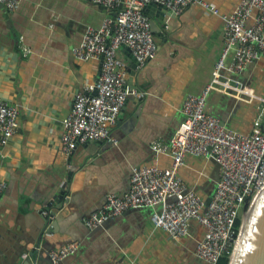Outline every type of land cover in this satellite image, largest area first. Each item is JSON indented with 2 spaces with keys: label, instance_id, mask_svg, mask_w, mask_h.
Instances as JSON below:
<instances>
[{
  "label": "crops",
  "instance_id": "0c3cea01",
  "mask_svg": "<svg viewBox=\"0 0 264 264\" xmlns=\"http://www.w3.org/2000/svg\"><path fill=\"white\" fill-rule=\"evenodd\" d=\"M208 1L222 14L239 2ZM108 16L92 0H22L15 11L0 10V97L20 110L18 132L0 143V178L7 181L0 199V264H23L32 250L37 264H203L195 255L204 232L196 221L190 235L174 240L154 227L148 207L130 208L95 229L84 219L102 209L108 195L130 188L133 167L172 165L171 153L156 151L154 144H170L185 118V99L209 83L225 46L224 20L195 4L177 16L155 15L158 52L138 68L129 86L147 95L128 98L111 129L117 145L80 144L70 160L62 147L64 120L76 93L97 81L102 64L98 58H75L73 48L88 27H100ZM118 55L129 65L126 47ZM234 57L232 50L227 67ZM230 75L246 92L213 90L208 112L237 130L264 131V52ZM180 173L205 201L211 199L219 175L212 158L188 156ZM63 184L67 202L56 215V228L48 227L53 232L42 235L40 211ZM73 242L78 249L54 263L49 251Z\"/></svg>",
  "mask_w": 264,
  "mask_h": 264
},
{
  "label": "built area",
  "instance_id": "2783aa9c",
  "mask_svg": "<svg viewBox=\"0 0 264 264\" xmlns=\"http://www.w3.org/2000/svg\"><path fill=\"white\" fill-rule=\"evenodd\" d=\"M21 1L0 0V10L15 11ZM92 1L110 7L116 15L105 18L100 27H88L81 45L73 48L75 58H98L102 64L99 79L76 93L72 109L64 120L62 147L67 154L89 141L117 145L111 129L122 108L130 96L142 99L147 95L139 87H125L129 66L118 55L121 47H128L138 68L156 56L158 43L152 18L144 10L147 4L165 6L172 16L180 15L191 4L221 16L225 46L202 93L189 94L185 99L182 108L185 118L170 144H154L156 151L171 153L172 165L133 167L130 188L120 195H108L102 209L85 217V223L95 229L130 208L148 207L152 208L154 227L164 230L174 240L190 235L193 221L203 228L195 248V255L203 264H218L224 255L231 259L244 216L250 211L255 195H260L264 188V131L256 128L252 132H243L227 125L208 112L207 100L213 90L246 92L243 83L230 73L242 72L264 52V0H239L229 14H222L208 0ZM23 50L30 52L25 45ZM232 50L235 57L227 67L226 61ZM19 127V107L0 97V143L5 144L11 139ZM188 156L212 158L220 166L219 181L208 203L180 173ZM6 188L7 181L0 178V199ZM77 249L78 244L73 242L50 250L49 256L54 263H60Z\"/></svg>",
  "mask_w": 264,
  "mask_h": 264
},
{
  "label": "water",
  "instance_id": "95a60500",
  "mask_svg": "<svg viewBox=\"0 0 264 264\" xmlns=\"http://www.w3.org/2000/svg\"><path fill=\"white\" fill-rule=\"evenodd\" d=\"M99 5L104 9V11L110 13L111 16L115 18L116 12L113 9L103 4ZM120 7H122V4L120 5ZM144 10L151 16V18H153L155 15H165L166 13H169V10L165 6L158 5L156 3L147 4L144 7ZM152 29L154 32L153 21ZM126 49L129 53L128 66L129 72L131 73L130 78L125 84V87H128L133 83L134 77L136 76L138 70V62L136 58L131 54L130 49L128 47H126ZM99 77L100 75L98 76L97 80L99 79ZM94 142L100 143L101 141ZM74 151L75 150L71 152L70 160L74 155ZM73 172V170H70L68 173L67 178L69 181L72 177ZM218 181L219 175L216 182ZM66 186V184H63L62 188L57 191V197L52 199L50 203H48V205L43 207L40 211V216L44 222L42 226V235L46 231L48 233H52L56 228V215L63 208L64 203L67 202V199H64V202L62 201ZM209 200L210 199H207L206 203H208ZM45 211L48 213L44 214ZM49 225H51L54 229L48 228ZM35 259L36 252L35 250H32L25 258L23 264H37V261H35ZM229 264H264V188L262 189L260 195H255L254 197L251 210L248 216L245 218V225L239 234Z\"/></svg>",
  "mask_w": 264,
  "mask_h": 264
},
{
  "label": "trees",
  "instance_id": "16d2710c",
  "mask_svg": "<svg viewBox=\"0 0 264 264\" xmlns=\"http://www.w3.org/2000/svg\"><path fill=\"white\" fill-rule=\"evenodd\" d=\"M239 223L240 220L237 221V224ZM229 262H230V257L228 255H224L219 259L218 264H229Z\"/></svg>",
  "mask_w": 264,
  "mask_h": 264
},
{
  "label": "bare ground",
  "instance_id": "6f19581e",
  "mask_svg": "<svg viewBox=\"0 0 264 264\" xmlns=\"http://www.w3.org/2000/svg\"><path fill=\"white\" fill-rule=\"evenodd\" d=\"M250 210H251V209H250ZM249 212H250V211H249ZM249 212H248L247 214H245V216H244V221H243L242 229H243V227H244V225H245V218L248 216Z\"/></svg>",
  "mask_w": 264,
  "mask_h": 264
}]
</instances>
